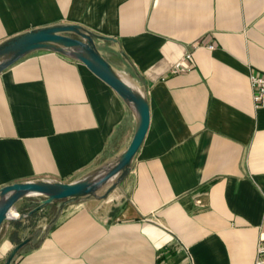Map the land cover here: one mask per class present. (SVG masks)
<instances>
[{
    "label": "crops",
    "instance_id": "obj_1",
    "mask_svg": "<svg viewBox=\"0 0 264 264\" xmlns=\"http://www.w3.org/2000/svg\"><path fill=\"white\" fill-rule=\"evenodd\" d=\"M77 25L149 103L145 139L118 185L73 199L49 225L40 196L0 227L11 264H254L264 241V0H0V43ZM210 45L213 47L210 48ZM187 54L186 71L173 72ZM135 109L86 65L49 50L0 73V189L70 183L112 163Z\"/></svg>",
    "mask_w": 264,
    "mask_h": 264
},
{
    "label": "water",
    "instance_id": "obj_2",
    "mask_svg": "<svg viewBox=\"0 0 264 264\" xmlns=\"http://www.w3.org/2000/svg\"><path fill=\"white\" fill-rule=\"evenodd\" d=\"M110 40L99 37L77 25H56L31 30L0 43V73L15 64L26 55L39 50L61 53L80 61L99 79L110 86L126 103L131 105L137 114L135 133L124 152L112 163L103 167L99 173L85 178L62 183L50 180H38L15 183L0 189V227L12 217L15 203L28 196L42 197L41 203L29 215L58 202L56 221L62 207L77 198L98 194L106 188V193L113 190L125 173L141 147L150 125L149 103L143 94L112 67L99 51L101 41ZM52 223V224H53ZM50 225H44L47 230ZM32 238L19 243L9 254L4 264H11L18 252Z\"/></svg>",
    "mask_w": 264,
    "mask_h": 264
},
{
    "label": "built area",
    "instance_id": "obj_3",
    "mask_svg": "<svg viewBox=\"0 0 264 264\" xmlns=\"http://www.w3.org/2000/svg\"><path fill=\"white\" fill-rule=\"evenodd\" d=\"M213 46L210 45V48ZM191 59V54H187L182 61L176 63L173 72L186 71L188 68L184 62ZM250 82L253 91V104L256 109L264 108V74H251ZM254 264H264V241L257 246V254Z\"/></svg>",
    "mask_w": 264,
    "mask_h": 264
},
{
    "label": "trees",
    "instance_id": "obj_4",
    "mask_svg": "<svg viewBox=\"0 0 264 264\" xmlns=\"http://www.w3.org/2000/svg\"><path fill=\"white\" fill-rule=\"evenodd\" d=\"M58 202L56 201V202H53L52 204H49V205H47V206H56V204H57ZM56 216H57V211L55 212L54 211V209H52L50 212H49V225L50 224H52L53 223V221L55 220V218H56Z\"/></svg>",
    "mask_w": 264,
    "mask_h": 264
},
{
    "label": "rangeland",
    "instance_id": "obj_5",
    "mask_svg": "<svg viewBox=\"0 0 264 264\" xmlns=\"http://www.w3.org/2000/svg\"><path fill=\"white\" fill-rule=\"evenodd\" d=\"M5 261H6V259H5ZM5 261L4 260H0V264H4Z\"/></svg>",
    "mask_w": 264,
    "mask_h": 264
}]
</instances>
